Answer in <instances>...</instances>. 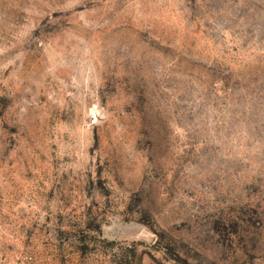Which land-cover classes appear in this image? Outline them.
Listing matches in <instances>:
<instances>
[{"label":"rangeland","instance_id":"obj_1","mask_svg":"<svg viewBox=\"0 0 264 264\" xmlns=\"http://www.w3.org/2000/svg\"><path fill=\"white\" fill-rule=\"evenodd\" d=\"M0 264H264V0H0Z\"/></svg>","mask_w":264,"mask_h":264}]
</instances>
